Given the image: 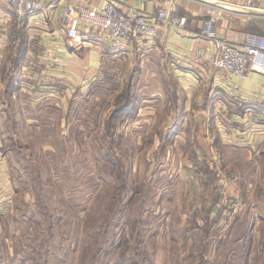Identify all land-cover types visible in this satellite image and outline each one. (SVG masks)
I'll list each match as a JSON object with an SVG mask.
<instances>
[{
  "label": "rangeland",
  "instance_id": "rangeland-1",
  "mask_svg": "<svg viewBox=\"0 0 264 264\" xmlns=\"http://www.w3.org/2000/svg\"><path fill=\"white\" fill-rule=\"evenodd\" d=\"M148 64L113 62L72 85L69 113L66 97L22 121L7 108L5 146L29 203L28 219L0 233V264H212L205 253L226 264L239 242L217 223L228 216L258 225L237 249L264 264V161L221 156L195 122L181 134L186 113Z\"/></svg>",
  "mask_w": 264,
  "mask_h": 264
},
{
  "label": "crops",
  "instance_id": "crops-1",
  "mask_svg": "<svg viewBox=\"0 0 264 264\" xmlns=\"http://www.w3.org/2000/svg\"><path fill=\"white\" fill-rule=\"evenodd\" d=\"M105 1L40 0L35 14L20 22L8 3L0 0V87L5 78L11 83V90L6 92L10 100L0 103V233L7 227L15 231L14 225L28 219L22 208L29 203L26 191L23 205L12 150L5 146L3 123L7 108L14 107L15 119L22 121L28 111L38 114L45 111V97H59L62 101L66 97L68 105L64 112L69 113L72 85L81 86L87 81L89 84L104 76L113 62L150 63L148 69L156 70L159 78L171 87L169 90H173V100L179 102L177 112L186 113L180 123L181 134L195 122V127L206 129L203 131L207 140L221 156L225 149L234 148L257 154L264 161V70L251 68L248 78H241L203 67L193 60L198 47L215 50V39L204 34L205 23L213 15L218 18L216 38L241 46L247 33L264 35V9L244 6L247 0H115L124 9H136L158 23L159 36L154 43L139 45L131 41L113 49L104 30L85 26L78 38L70 39L63 27L62 6L78 2L97 5ZM162 9L175 16H186V24L179 26L163 21L159 18ZM27 119H33L32 115ZM56 119L62 121V118ZM24 122L27 127L29 123ZM243 218L217 219L228 230L225 236L239 241L230 254L232 261L226 264H253L252 250L248 248L242 259L238 249L248 236L258 240L254 237L258 225L249 219V224L238 227L243 225ZM210 255H204L212 259L209 263L225 264L217 263L221 258Z\"/></svg>",
  "mask_w": 264,
  "mask_h": 264
},
{
  "label": "built area",
  "instance_id": "built-area-1",
  "mask_svg": "<svg viewBox=\"0 0 264 264\" xmlns=\"http://www.w3.org/2000/svg\"><path fill=\"white\" fill-rule=\"evenodd\" d=\"M16 18L24 22L35 14L40 7V0H5ZM253 10L264 9V0H247ZM63 27L70 39L80 36L82 27L104 30L113 49L135 41L139 45L152 44L159 36L158 23L147 14L136 9H124L115 0H106L97 5L65 3L62 6ZM159 18L169 24L184 26L186 16H175L165 9L160 10ZM217 16L213 15L205 23L204 34L215 39V50L207 51L198 47L193 60L203 67H212L225 73H232L241 78H248L249 70H264V35L247 33L241 46L228 40L216 38Z\"/></svg>",
  "mask_w": 264,
  "mask_h": 264
},
{
  "label": "trees",
  "instance_id": "trees-1",
  "mask_svg": "<svg viewBox=\"0 0 264 264\" xmlns=\"http://www.w3.org/2000/svg\"><path fill=\"white\" fill-rule=\"evenodd\" d=\"M135 104V103H134Z\"/></svg>",
  "mask_w": 264,
  "mask_h": 264
}]
</instances>
